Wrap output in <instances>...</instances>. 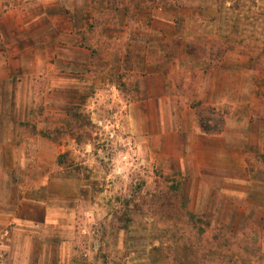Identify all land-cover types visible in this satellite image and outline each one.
Listing matches in <instances>:
<instances>
[{
    "label": "rangeland",
    "instance_id": "rangeland-1",
    "mask_svg": "<svg viewBox=\"0 0 264 264\" xmlns=\"http://www.w3.org/2000/svg\"><path fill=\"white\" fill-rule=\"evenodd\" d=\"M22 1L39 16L42 31L49 27L47 14L58 26L55 39L45 33L40 41L52 36V46L60 48L57 74L52 72L59 87L49 88L48 72L40 85L31 82L33 96L22 106L14 98L12 114L2 116L0 139L54 136L64 147L58 158L63 173L85 184L89 217L79 252L89 250L91 264H264V0ZM176 2L180 9L174 11ZM77 6L82 27L98 25L84 41L68 28ZM169 12L185 17L186 40L224 51L212 66L184 58L172 77L188 103L213 100L224 118L222 132L230 135L234 152L241 151L244 169L196 177L173 162L159 163L130 132L128 106L145 94V57L154 55L156 46L147 41L163 38V28L153 30L148 19ZM86 15L90 20H83ZM80 42L101 45L84 72L68 60ZM104 53L108 62L102 67ZM52 54L41 49L34 56ZM72 74L83 80L75 88L66 84ZM2 105L6 111L8 103ZM217 115L205 117L217 122ZM19 116L27 122L15 121ZM1 152L2 146L0 163ZM5 180L0 177V194L9 187Z\"/></svg>",
    "mask_w": 264,
    "mask_h": 264
},
{
    "label": "crops",
    "instance_id": "crops-1",
    "mask_svg": "<svg viewBox=\"0 0 264 264\" xmlns=\"http://www.w3.org/2000/svg\"><path fill=\"white\" fill-rule=\"evenodd\" d=\"M28 5L22 0H0V121L11 113L14 98L22 106L33 96L29 84L40 85L45 72L50 75L49 88L59 87L52 74L58 71L60 48L56 42L51 44L58 35V26L50 23L53 20L47 14L45 26L49 27L43 32L44 24L37 20L35 11H29ZM71 10L69 32L78 33L82 28L81 8ZM45 33L54 36L42 43ZM41 49L53 50L52 57L34 56ZM74 53L68 59L71 66L76 72L88 70L90 50L79 45ZM147 61L146 57L145 65ZM150 65L153 71L154 63ZM48 66L51 69L47 71ZM145 68V94L130 102L127 111L130 132L140 144L158 155L159 163L173 162L179 171L187 169L196 177H212L219 170L235 166L244 169L242 153L234 152L227 132L203 131L194 103L184 99L175 78L161 71L150 75ZM74 75L66 76L70 88L83 82ZM36 93H42V89L37 88ZM2 100L8 103L6 111ZM212 101L207 104L215 105ZM16 120L27 122L24 116ZM5 121L1 124L5 125ZM0 146V177L9 182L0 194V264H91L90 251L85 249L83 256L78 250L85 233L82 225L89 217L83 206L85 184L82 178L63 173L58 158L64 147L42 136L21 140L17 135L0 139Z\"/></svg>",
    "mask_w": 264,
    "mask_h": 264
},
{
    "label": "trees",
    "instance_id": "trees-1",
    "mask_svg": "<svg viewBox=\"0 0 264 264\" xmlns=\"http://www.w3.org/2000/svg\"><path fill=\"white\" fill-rule=\"evenodd\" d=\"M129 3L135 4L137 2L135 0H129ZM174 4L176 5V7L173 9V7L171 6V8L169 9H173L174 11L179 10L180 9L179 3L176 2ZM122 5L124 8L129 7V4L126 3L125 1L122 3ZM116 12H119V10L117 9ZM84 19H86V21L90 20L89 15L84 16L83 20ZM148 20L149 21L147 24L148 26H151L153 30H156L158 27L163 28L161 31L163 38L162 37L159 38L155 36V38H151L152 41L150 39H148L147 41L149 45L150 43L151 45L153 44L156 45L155 47L153 46L151 49V51L154 52V55L148 56L147 57L148 61L146 62V65H144L147 67L148 74L151 75L156 71H161L165 75H170V74L172 75L173 68L178 67L180 62L183 61L184 58H187L190 61L192 60L201 61L205 65L209 64V66L210 65L212 66L213 64L217 65L223 59L224 51L221 48L217 49L218 51L215 52L214 45L210 46L208 44H196L195 42L186 40V37L184 36L183 32L185 31V28L188 27V22L186 21L185 17L178 15V13L169 12L167 17H163V18L162 16L153 15ZM96 27H98V25L97 26L89 25L88 27H82L78 32V34L81 35L84 41V39L87 36L93 34L92 32L94 31V29H96ZM107 28L108 27H105L104 31L108 30ZM80 46L90 50V57H91L89 63L90 64L89 69H90L92 62L94 61L93 58L95 54L100 50L101 45L96 44L95 46H93L92 44L80 42ZM103 50L105 51V49ZM149 58H151L152 61ZM105 60H107V58H106V54L104 53L102 59L103 63L108 62ZM151 62L154 63V65H152V67H154L153 71H150ZM105 66L106 64L104 63L102 67ZM197 104H198V106L196 107L197 115L203 131L211 132V133H221L223 130L222 125L224 121L222 115L219 114V112H217V109L214 108V106L203 105L202 103L201 104L196 103L194 104V106H196ZM210 112L212 114L219 115V116L217 115L219 117V120L217 122L205 117V115H207V113ZM33 128L36 129V126L33 125ZM49 139L53 141H57V139L54 136L51 137L49 136ZM59 163L62 165V162Z\"/></svg>",
    "mask_w": 264,
    "mask_h": 264
}]
</instances>
